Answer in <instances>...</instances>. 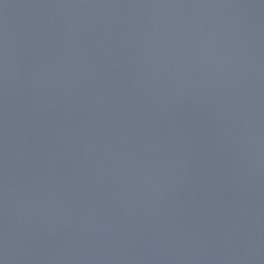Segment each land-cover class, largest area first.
Segmentation results:
<instances>
[{
  "label": "water",
  "instance_id": "1",
  "mask_svg": "<svg viewBox=\"0 0 264 264\" xmlns=\"http://www.w3.org/2000/svg\"><path fill=\"white\" fill-rule=\"evenodd\" d=\"M0 264H264V0H0Z\"/></svg>",
  "mask_w": 264,
  "mask_h": 264
}]
</instances>
